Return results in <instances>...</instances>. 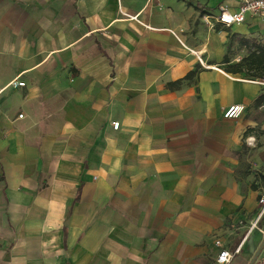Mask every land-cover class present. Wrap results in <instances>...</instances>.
Listing matches in <instances>:
<instances>
[{
	"label": "crops",
	"instance_id": "obj_1",
	"mask_svg": "<svg viewBox=\"0 0 264 264\" xmlns=\"http://www.w3.org/2000/svg\"><path fill=\"white\" fill-rule=\"evenodd\" d=\"M239 1L0 0V264L251 263L264 18L214 20Z\"/></svg>",
	"mask_w": 264,
	"mask_h": 264
},
{
	"label": "built area",
	"instance_id": "obj_2",
	"mask_svg": "<svg viewBox=\"0 0 264 264\" xmlns=\"http://www.w3.org/2000/svg\"><path fill=\"white\" fill-rule=\"evenodd\" d=\"M264 18V0H240L236 11H229L226 6H220L218 15L215 17L216 24L223 27L241 25L245 22L246 17ZM264 84V81L262 82ZM14 87H23L24 83L12 81ZM244 111L243 105H234L227 108L223 113V118L227 120L239 119ZM21 118V116H19ZM113 129L117 130L119 123H112ZM260 210L257 219L251 224V230L258 228V222L264 215V198L259 200ZM239 249L235 251L238 253ZM233 254L227 250L219 251L214 260V264H229Z\"/></svg>",
	"mask_w": 264,
	"mask_h": 264
},
{
	"label": "trees",
	"instance_id": "obj_3",
	"mask_svg": "<svg viewBox=\"0 0 264 264\" xmlns=\"http://www.w3.org/2000/svg\"><path fill=\"white\" fill-rule=\"evenodd\" d=\"M246 43H248V41ZM255 48H256L255 51H253L252 48H250V54L248 56L247 61L249 65L255 67L258 71L261 72L258 78H264V47L258 46ZM193 75H194L193 72L189 73L186 76V79H190Z\"/></svg>",
	"mask_w": 264,
	"mask_h": 264
},
{
	"label": "rangeland",
	"instance_id": "obj_4",
	"mask_svg": "<svg viewBox=\"0 0 264 264\" xmlns=\"http://www.w3.org/2000/svg\"><path fill=\"white\" fill-rule=\"evenodd\" d=\"M210 21H211V23L213 22V20H211L210 18H208ZM241 40H245L244 38H242ZM230 46H231V48L232 49H234V47L236 46V49H238L240 46H239V43L238 44H235L234 43V40H232L231 42H230ZM240 50V49H239ZM241 50L243 51V54L244 55H247V52H246V50H247V48L246 47H241Z\"/></svg>",
	"mask_w": 264,
	"mask_h": 264
},
{
	"label": "water",
	"instance_id": "obj_5",
	"mask_svg": "<svg viewBox=\"0 0 264 264\" xmlns=\"http://www.w3.org/2000/svg\"><path fill=\"white\" fill-rule=\"evenodd\" d=\"M264 245V243L261 245V247L259 248V250L256 252L254 258L251 260V263L250 264H253L254 261L256 260V258L258 257V255L260 254V251L262 249V246Z\"/></svg>",
	"mask_w": 264,
	"mask_h": 264
}]
</instances>
